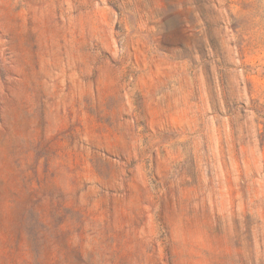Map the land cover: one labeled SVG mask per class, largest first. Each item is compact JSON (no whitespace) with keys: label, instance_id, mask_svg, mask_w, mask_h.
I'll return each mask as SVG.
<instances>
[{"label":"rangeland","instance_id":"374dc122","mask_svg":"<svg viewBox=\"0 0 264 264\" xmlns=\"http://www.w3.org/2000/svg\"><path fill=\"white\" fill-rule=\"evenodd\" d=\"M0 264H264V0H0Z\"/></svg>","mask_w":264,"mask_h":264}]
</instances>
